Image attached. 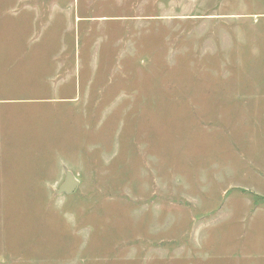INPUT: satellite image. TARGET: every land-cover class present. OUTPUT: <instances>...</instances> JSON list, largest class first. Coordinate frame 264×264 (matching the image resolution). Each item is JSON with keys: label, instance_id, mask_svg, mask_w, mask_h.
Here are the masks:
<instances>
[{"label": "rangeland", "instance_id": "rangeland-1", "mask_svg": "<svg viewBox=\"0 0 264 264\" xmlns=\"http://www.w3.org/2000/svg\"><path fill=\"white\" fill-rule=\"evenodd\" d=\"M0 264H264V0H0Z\"/></svg>", "mask_w": 264, "mask_h": 264}, {"label": "water", "instance_id": "water-1", "mask_svg": "<svg viewBox=\"0 0 264 264\" xmlns=\"http://www.w3.org/2000/svg\"><path fill=\"white\" fill-rule=\"evenodd\" d=\"M78 186V180L72 174L71 171L65 170V179L64 182L60 185L57 190L58 194H72Z\"/></svg>", "mask_w": 264, "mask_h": 264}]
</instances>
